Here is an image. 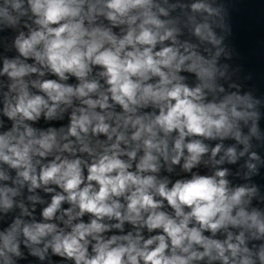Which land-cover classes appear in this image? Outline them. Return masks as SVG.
Instances as JSON below:
<instances>
[{
    "label": "clouds",
    "instance_id": "clouds-1",
    "mask_svg": "<svg viewBox=\"0 0 264 264\" xmlns=\"http://www.w3.org/2000/svg\"><path fill=\"white\" fill-rule=\"evenodd\" d=\"M221 12L0 0L17 53L0 66V264H264V194L223 167L264 168V97L219 82Z\"/></svg>",
    "mask_w": 264,
    "mask_h": 264
},
{
    "label": "water",
    "instance_id": "water-1",
    "mask_svg": "<svg viewBox=\"0 0 264 264\" xmlns=\"http://www.w3.org/2000/svg\"><path fill=\"white\" fill-rule=\"evenodd\" d=\"M192 0H168V4H189ZM162 3V0H161ZM217 5L222 7L221 18H217V26L215 32L218 37L223 36L224 41L220 47L225 49L221 53L218 64L223 67L228 65V74L230 80L221 79L219 82L224 84L228 89V84L235 82L241 85V91H251L256 97H264V0H215ZM167 7V5H165ZM185 10L177 7L170 12L172 17H180L186 19ZM231 27L229 34L227 26ZM16 33L12 31L0 32V66H2L3 58H13L17 55L13 42ZM180 39H189L195 42V38L191 37L187 30ZM215 48L212 49L213 54ZM225 53H230L228 58ZM189 84H195V77L189 76ZM262 113L260 127L264 130V107L259 109ZM66 122V121H65ZM43 124V122H41ZM247 133L248 129H244ZM235 143L234 141L226 142V146ZM255 150L261 151L264 155V145H260L255 140L253 141ZM237 150L242 149V145H237ZM247 157L241 158L236 165L225 164L223 167L229 168L230 175L228 179L233 186L242 185L245 183H255L264 194V168L260 170L258 175L252 177L251 181H246L243 177V164ZM205 174H211L209 169H201ZM240 173L237 175V173ZM255 203V201H254ZM39 213V206L37 215ZM27 255V250L23 249ZM19 264H41L36 258L28 256L26 260H20Z\"/></svg>",
    "mask_w": 264,
    "mask_h": 264
}]
</instances>
